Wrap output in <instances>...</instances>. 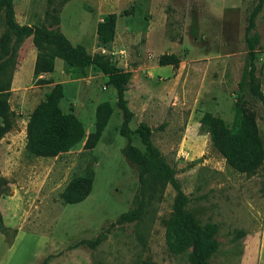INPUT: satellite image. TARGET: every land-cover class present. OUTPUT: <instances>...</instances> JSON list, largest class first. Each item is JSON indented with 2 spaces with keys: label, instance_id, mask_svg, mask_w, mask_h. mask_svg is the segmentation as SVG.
<instances>
[{
  "label": "rangeland",
  "instance_id": "rangeland-1",
  "mask_svg": "<svg viewBox=\"0 0 264 264\" xmlns=\"http://www.w3.org/2000/svg\"><path fill=\"white\" fill-rule=\"evenodd\" d=\"M257 0H14L19 25L57 29L89 55L99 53L94 23L116 16L113 41L102 53L129 73L124 92L132 117L129 128H150V141L170 168L182 193L184 209L200 225L214 227L217 249L211 264H264V165L252 175L237 173L200 129L204 113L235 129L236 102L255 116L264 151V106L237 89L245 55L247 18ZM7 33L0 10V39ZM256 34L254 75L264 98V6L248 36ZM1 44V43H0ZM0 50V85L11 115L0 137V264H188L186 253L165 245V222L176 192L146 177L138 220L118 222L132 210L138 194V168L121 154L126 139L118 134L120 110L106 78L90 68L62 74L57 65L51 84L34 78L36 50L30 37H9ZM173 54L177 66H158L160 55ZM60 69V70H59ZM57 82L59 108L72 113L84 138L65 153L39 158L25 151V124L33 108ZM107 102L112 112L91 149L84 147L94 130V112ZM1 125V119H0ZM131 144L144 152L137 135ZM76 177L90 178L80 203L64 204L61 193ZM92 243L93 245H88Z\"/></svg>",
  "mask_w": 264,
  "mask_h": 264
},
{
  "label": "trees",
  "instance_id": "trees-1",
  "mask_svg": "<svg viewBox=\"0 0 264 264\" xmlns=\"http://www.w3.org/2000/svg\"><path fill=\"white\" fill-rule=\"evenodd\" d=\"M14 0H0V10L4 12V21L7 33L0 39V50L3 54L9 51V37L17 42L30 37L31 44L36 50L32 75L36 78L40 74H49L53 70L54 59H60L63 72L70 73L74 69L90 68L106 78V84L114 90L115 106L120 110L121 123L118 134L126 139L121 149L123 157L138 168V194L135 197V207L122 214L118 222H131L138 220L142 208L143 193L146 177L152 176L153 183H159V189L169 184L176 192L173 200L171 214L165 222L164 241L167 250L172 254H185L188 264H211L209 259L217 249V242L213 238L212 225H200L192 213L184 209L185 200L170 168L159 157L157 150L150 141V128L139 124L135 130L129 128L132 117L127 108L124 92L129 80V73L119 69L110 61V58L99 52L89 55L81 45H72L57 29V17H52L49 26L19 25L13 19L12 2ZM264 6V0H257L256 5L247 18L244 43L245 55L248 60L243 67L237 89L258 100L264 106V98L259 89L258 79L254 75L253 60L258 45L256 34L248 36L254 27V20ZM116 16L114 13L105 15L95 27V40L97 48L108 50L113 41ZM158 66H177L175 55H160ZM42 84H51L50 80H37ZM8 89L0 85V137L9 128L7 120L11 115L5 101ZM5 93V94H3ZM242 96L235 99L236 124L235 129H228L223 121L204 113L199 119V126L209 136L212 147L224 159L226 165L237 173L252 175L264 165V151L262 149L254 113L239 102ZM62 98V85L53 84L44 99L39 102L28 115L25 124V151L34 157L51 158L65 153L82 141L84 129L77 118L70 113H63L59 108ZM112 108L107 102L99 103L94 112V130L87 135L84 147L91 149L99 139L111 115ZM132 135H137L144 152L131 144ZM91 179L76 177L71 179L61 193L64 204H77L82 202L90 193ZM0 231L3 232L0 222ZM88 245H93L89 243Z\"/></svg>",
  "mask_w": 264,
  "mask_h": 264
},
{
  "label": "crops",
  "instance_id": "crops-1",
  "mask_svg": "<svg viewBox=\"0 0 264 264\" xmlns=\"http://www.w3.org/2000/svg\"><path fill=\"white\" fill-rule=\"evenodd\" d=\"M109 14V13H108ZM107 15V14H106ZM102 20V18L100 19V20H98V21H96L95 23H94V36H95V27H96V24L98 23V22H100ZM83 47V46H82ZM99 49V48H98ZM101 50V49H100ZM103 51V50H102ZM102 51H100L101 53H102ZM58 60H60V59H57V58H55L54 59V63H53V70H52V72L51 73H49V74H40V75H38L36 78L37 79H40V80H45L44 79V77L47 79L48 77H52V78H54L53 77V74H54V71H55V68H56V65H57V61ZM61 61V60H60ZM62 62V61H61ZM33 64H34V60H32L31 61V64H30V66H31V70L33 69ZM60 70V69H59ZM62 72H60V73H62V74H64V72H63V64H62V70H61ZM65 74H68V73H65ZM55 79V78H54ZM49 80V79H48ZM57 82H55L54 84H56ZM60 84V83H59ZM46 85H50V84H46ZM108 86V85H107ZM48 92V91H47Z\"/></svg>",
  "mask_w": 264,
  "mask_h": 264
}]
</instances>
